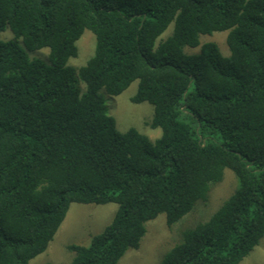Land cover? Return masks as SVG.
<instances>
[{"label":"trees","instance_id":"1","mask_svg":"<svg viewBox=\"0 0 264 264\" xmlns=\"http://www.w3.org/2000/svg\"><path fill=\"white\" fill-rule=\"evenodd\" d=\"M87 30L94 55L68 66ZM223 32L229 55L201 43ZM136 81L155 142L120 132L101 94ZM226 170L235 191L160 264H240L264 238V0H0V264L44 253L72 204L118 209L68 246L69 264H119L148 222L163 214L171 229L206 205Z\"/></svg>","mask_w":264,"mask_h":264},{"label":"rangeland","instance_id":"2","mask_svg":"<svg viewBox=\"0 0 264 264\" xmlns=\"http://www.w3.org/2000/svg\"><path fill=\"white\" fill-rule=\"evenodd\" d=\"M173 31V25L160 37L167 38ZM228 32L214 33L212 36H204L201 43L214 42L218 44L224 56L229 55L227 45ZM4 41L14 40V35L9 27L1 33ZM20 45L25 49L23 42ZM78 56L69 60L68 66L80 68L85 66L94 55L96 49V37L91 31H85L77 42ZM189 54H195L200 48L185 49ZM31 59H36L46 65L49 62V49L37 52H28ZM138 82L133 83L128 90L118 97L108 95L101 91L109 114L116 119L117 128L124 133L134 128L140 133L147 135L152 142L160 139L161 129H151L148 125L154 116V107L149 103L134 104L131 99L136 95ZM238 186L235 174L225 171L224 181L213 189L209 201L200 204L191 214L186 216L173 228L166 225L165 215L147 223V234L141 242L139 250H130L119 264H160L166 252L179 241L181 232L185 228L193 227L200 222L207 221L229 198ZM118 209L116 204L107 205H82L72 204L54 240L48 249L30 261L29 264H69L73 260V254L68 251L69 245H89L91 239L100 234L108 226ZM240 264H264V238L254 251Z\"/></svg>","mask_w":264,"mask_h":264}]
</instances>
